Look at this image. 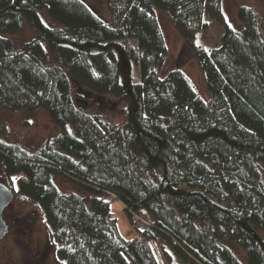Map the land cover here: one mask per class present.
<instances>
[{
  "label": "trees",
  "instance_id": "16d2710c",
  "mask_svg": "<svg viewBox=\"0 0 264 264\" xmlns=\"http://www.w3.org/2000/svg\"><path fill=\"white\" fill-rule=\"evenodd\" d=\"M105 2L109 22L85 0H0V111H44L62 131L35 154L0 144L4 175L43 212L60 263L243 264L237 246L264 264V13L240 7L236 31L221 0ZM157 11L210 100L181 67L165 71ZM213 22L223 34L208 51L197 39ZM25 27L33 36L16 42ZM73 85L92 107L123 104L126 121L89 114ZM56 175L88 197L62 194ZM112 196L151 229L125 240Z\"/></svg>",
  "mask_w": 264,
  "mask_h": 264
},
{
  "label": "rangeland",
  "instance_id": "374dc122",
  "mask_svg": "<svg viewBox=\"0 0 264 264\" xmlns=\"http://www.w3.org/2000/svg\"><path fill=\"white\" fill-rule=\"evenodd\" d=\"M91 5L101 17L109 22L110 14L107 9L105 0H85ZM222 10L228 26L236 31L242 28L238 21L237 10L240 7H246L256 10L259 14L264 13V0H221ZM163 35L165 37L168 56L166 60L165 71H170L175 67H181L183 73L191 82L197 94L204 100H210L211 95L208 92L202 70L197 61L190 57L189 52L184 49V40L171 24L167 16L157 11ZM223 34V29L216 23H212L210 27L198 36V44L210 51L220 44V38ZM33 33L25 27L13 39L18 43L29 41ZM138 71V70H137ZM75 100L81 107L86 106L90 109L89 114L103 115L104 119L112 124L121 125L126 121L124 119L123 104L115 103H100L97 102V107H92L90 102L85 103L90 98L81 89L73 85ZM76 97L78 99H76ZM81 99V101H79ZM83 101V102H82ZM124 121V122H123ZM68 132L73 133L72 127L66 126ZM62 133L61 129L49 118L44 111L17 112L11 113L4 110L0 111V144L6 146H18L31 154H35L42 149L48 142H53ZM57 189L64 195L74 193L81 197L87 198L89 193L82 186L64 175H56L53 179ZM0 183H4L9 189L15 192L14 184L6 178L3 171L0 172ZM116 196L108 199L111 202V213L118 222V228L121 236L131 241L136 236L135 229L145 232L152 227L151 220L144 213L140 212L133 216V226L130 224L124 206L116 201ZM7 225H10V235L4 243L0 244V264H9L10 260L20 262L21 247L28 240H32L33 244L41 249L49 248V253L46 256L47 264H64L57 260L56 252L58 246L54 245L50 238V229L44 217L43 212L37 205L29 199L19 196L15 192V199L8 211ZM18 228V230H16ZM135 228V229H134ZM264 238V235H261ZM22 242V243H21ZM236 254L243 264L246 262V252L233 246ZM162 264H166L164 257L161 255Z\"/></svg>",
  "mask_w": 264,
  "mask_h": 264
},
{
  "label": "flooded vegetation",
  "instance_id": "af4514ba",
  "mask_svg": "<svg viewBox=\"0 0 264 264\" xmlns=\"http://www.w3.org/2000/svg\"><path fill=\"white\" fill-rule=\"evenodd\" d=\"M1 171H2V169L0 168V172ZM11 206H12V204H11ZM11 206L8 209H6L4 212L5 222L9 218L8 211L10 210ZM10 227L11 226L8 225L9 233L3 240L0 241V244L4 243L5 240L8 238V236L11 234L10 233ZM16 230H18V228H16ZM21 248H22L21 249L22 253H21L20 262L17 263L18 261L10 260L9 264H47L46 263L47 262L46 256L49 253L48 247H46L45 249H41V248L37 247L35 244H33L32 240H29V238H28V240L24 243V246Z\"/></svg>",
  "mask_w": 264,
  "mask_h": 264
},
{
  "label": "water",
  "instance_id": "95a60500",
  "mask_svg": "<svg viewBox=\"0 0 264 264\" xmlns=\"http://www.w3.org/2000/svg\"><path fill=\"white\" fill-rule=\"evenodd\" d=\"M15 194L4 183H0V241L9 233V228L4 220V212L14 201Z\"/></svg>",
  "mask_w": 264,
  "mask_h": 264
}]
</instances>
